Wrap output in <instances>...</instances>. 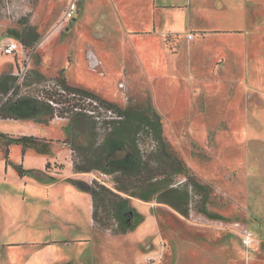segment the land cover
Segmentation results:
<instances>
[{
  "label": "rangeland",
  "instance_id": "obj_1",
  "mask_svg": "<svg viewBox=\"0 0 264 264\" xmlns=\"http://www.w3.org/2000/svg\"><path fill=\"white\" fill-rule=\"evenodd\" d=\"M67 2L0 0V24L8 35L12 30L21 34L22 64L28 70L41 66L50 75L59 69V75L41 81L30 78L23 84V79L16 97L34 95L32 83L65 76L122 108L155 114L165 140L209 188L208 212L245 222L260 241L251 245L257 249L250 261L247 250L225 245L215 228L193 224L155 200H132L143 216L135 228L122 234L99 228L83 201L75 204L71 194L68 202L64 187L81 189L96 179L115 190L111 175L73 169L78 156L72 143L90 141L86 118L74 127L75 118L38 114L39 127L63 139H40L34 145L38 152L48 144L54 147L49 164L29 173L45 186L30 193H23L22 185L14 187L17 199L7 205L15 221L9 228L0 223V230H5L3 240L16 246H0V264H141L145 256L166 264L178 236L230 263L242 258L243 264H264L258 259H264V0H115L120 9L112 7L113 12L98 8L96 0H81L77 21L56 30L53 25ZM189 32L195 37L188 41ZM35 33L39 38L34 41ZM102 133L96 129V139ZM138 137L141 148L151 145L150 136ZM13 150L15 157L18 149ZM133 153L125 142L106 164L112 167ZM51 183L59 185L47 186ZM201 197L192 193L195 212H200ZM132 219L128 214V222ZM159 236L164 245L157 242Z\"/></svg>",
  "mask_w": 264,
  "mask_h": 264
},
{
  "label": "trees",
  "instance_id": "obj_2",
  "mask_svg": "<svg viewBox=\"0 0 264 264\" xmlns=\"http://www.w3.org/2000/svg\"><path fill=\"white\" fill-rule=\"evenodd\" d=\"M12 34L17 37L21 35L17 30H12ZM38 38V33H35L33 40ZM24 43L27 45L30 42L26 40ZM30 78L31 81H41L46 76L38 69L32 68L25 73L23 84ZM55 78L69 91H77L82 95L98 99L120 118L97 121L84 112L74 111L75 101L59 95L55 96L53 93L51 95H54V99L60 103V106L56 108L32 95L16 97L20 85L17 83V76L12 73L0 74V95L3 98L6 96L0 104V117H35L38 114H46L53 119L55 114L67 115L69 120L76 119H74V127L79 126L81 117L86 118L90 141L86 146L72 143L73 150L78 156V160L73 161V169L75 172L98 170L111 175L115 188L113 190L96 179L92 180L90 186H79L90 193L93 223L99 228L111 230L113 234H122L128 229L135 228L143 216L133 205L130 197H136L142 201L155 200L187 217L190 204H194L192 193L202 195L197 209L216 217L205 207L209 198V188L197 180L183 158L165 140L160 119L155 114L143 112L132 106L122 108L91 91L67 84L61 76ZM96 129H101L103 132L100 140L96 139ZM143 134L150 136L148 138L151 145L147 148H141L139 143L138 136ZM0 137L8 138L4 133H0ZM12 140L22 143L25 148V146H34L40 139L32 136H18ZM125 142L131 145L134 153L116 160L112 167H108L107 158ZM4 143L6 144L4 158L7 165L11 163L9 140H4ZM45 164L48 165L49 162ZM15 168L18 174L22 175L21 166L15 165ZM181 175L184 179L178 178ZM70 181L76 184V181ZM128 214L133 217L131 222H128Z\"/></svg>",
  "mask_w": 264,
  "mask_h": 264
},
{
  "label": "crops",
  "instance_id": "obj_3",
  "mask_svg": "<svg viewBox=\"0 0 264 264\" xmlns=\"http://www.w3.org/2000/svg\"><path fill=\"white\" fill-rule=\"evenodd\" d=\"M96 1H97L96 3L98 5V8H104L105 6H107L108 10H110L109 12H113L112 7H115V6H117L120 9L118 2L115 3V0H96ZM56 6H57L56 10H59L60 7L58 6V4ZM79 11L80 10H78L77 14L79 13ZM54 12H57V11H54ZM77 14L70 22L77 21V18H76ZM69 23L65 28L69 27ZM6 27L7 26L0 24V74L13 73L16 70H18L20 66L16 57L12 55L4 54L1 51V46L8 40V38H14V39L21 40L20 38H18L17 36L13 34L8 35L6 33V30H7ZM51 36L52 34L47 37L46 41H48L51 38ZM194 37H195V33L191 39H188V41L192 40ZM36 69H38L41 73H43L45 76H48V77L59 75L57 74V71L59 69L56 70L55 74L53 73L51 75L44 73L41 69V66H37ZM62 69L63 68H60V70ZM61 77L66 79V82L69 85L74 86L68 82L65 76H61ZM40 124L42 123L37 122L35 117H16V118L0 117V133L7 134L8 136V138L6 139L9 140L8 149H9V158L11 161L10 164L6 165L5 158H4V150L6 148V144L4 143V140L6 139L0 137V212L2 213L0 216V223L6 225V228H9L12 225V223L15 221L11 213L12 210L7 205V202H9L10 199L12 200L17 199L18 195L16 194V189H14V187L19 189L20 186H18V184L26 187V188H22V190L24 191L23 193H30L33 190H39L38 189L39 187H44L45 185L37 184L34 178L31 177L29 173L30 172L33 173L34 169H41V167H43L45 163L48 161V158H50V155H51L50 153L52 149H54L53 146L48 144L46 146V151L44 150L43 152H38L35 150L33 145L25 146L24 148L22 143L16 142L15 140H12V139L18 136H32V137H36L39 139H46V142H50V139H54V140L63 139V137L59 138V137H54L50 135L47 128L41 129L39 127ZM14 146L16 147V149H18V152H19V153L17 152V155L15 157L13 156ZM23 148H24V153H22ZM15 165L21 166L22 175L18 174L15 168ZM8 179H10V181L6 183L5 180H8ZM4 183H6V185ZM57 185L59 184L51 183L47 186L58 187ZM64 187H66V191L68 194L67 195L68 197H66L68 202L72 203L70 196L71 194H74L75 202H76L75 204H77V201H81V202L83 201L82 203H84V206H85L84 208L88 210V213H90V216H91L90 193L84 192L81 189H78L76 188V186L71 185V184H66ZM130 198L131 200L138 199L136 197H130ZM141 202H146V201L141 200ZM161 205L170 208L166 204L161 203ZM174 212L180 215L178 212L176 211ZM91 227L92 229H94L93 226ZM214 230H216L219 233V235L222 236V239H224L223 243L225 245L229 246V245L236 244L239 246V248L241 247L242 249L241 252L243 250H247L248 256L250 255V261H251V258L254 256L252 255L251 251H254L253 249H257V248L255 247L246 248L241 243L240 239H238V236L232 232H224V231H220L217 229H214ZM0 232H2L0 234V237H1L0 246H7L10 248L16 246V243H14L15 241L13 240H7V241L3 240L5 230L3 231L0 230ZM7 234H9V230ZM159 237L160 238L157 239V242L160 241V243L162 242L164 245V241H162V236H159ZM180 238L181 237L178 236V238L173 239L174 242H172L171 240L172 245L170 248V252L167 254V255L170 254V258H167L166 264H243L242 258L238 262L230 263L226 261V259L224 260L223 257L216 256L212 254L211 251L199 247L195 242H191L187 238H185V240H182L184 238H181V239ZM258 241L260 240L258 239ZM36 245L46 246V244H40V243H36ZM34 255L36 256L35 253L30 256L31 259L35 258ZM261 255H264V252H262ZM258 259L264 260L262 259V256H260ZM141 264H145V262H142ZM157 264H159V262Z\"/></svg>",
  "mask_w": 264,
  "mask_h": 264
},
{
  "label": "built area",
  "instance_id": "obj_4",
  "mask_svg": "<svg viewBox=\"0 0 264 264\" xmlns=\"http://www.w3.org/2000/svg\"><path fill=\"white\" fill-rule=\"evenodd\" d=\"M81 0H68L64 9L62 10L57 21L54 23L53 28L56 30L64 29L68 23L75 17L79 8ZM194 36L193 32L187 34L188 39H191ZM1 51L4 54L12 55L17 58L19 62V69L16 72H13L14 75L19 79L17 83L23 81L24 75L27 72V67L22 64V58L26 56L23 42L19 39L8 38V40L1 46ZM30 63H28L29 65ZM35 85V86H34ZM32 91L35 92L34 96L38 100H43L50 104L53 107H59L60 103L54 99V95H59L63 98H68L75 101L76 105L73 107L74 111H81L85 114L91 116L97 121L102 119H118V116L111 108H108L104 104L94 97L82 95L77 91H69L65 86L58 80L49 78L39 84L32 83ZM53 93L54 95H51ZM6 99V96L3 100ZM55 119H69L66 116L54 115ZM70 152L72 150L70 149ZM50 173V172H49ZM51 174H56L51 173ZM104 184V183H103ZM187 219L193 224L206 225L212 228H215L224 232H232L235 235L239 236L241 243L246 247L250 248L255 246L259 241L257 238H254L251 230L247 224L239 219H223V218H211L202 212H195L193 205L190 204L189 213ZM253 245V246H251ZM155 256H145V264H157Z\"/></svg>",
  "mask_w": 264,
  "mask_h": 264
},
{
  "label": "flooded vegetation",
  "instance_id": "obj_5",
  "mask_svg": "<svg viewBox=\"0 0 264 264\" xmlns=\"http://www.w3.org/2000/svg\"><path fill=\"white\" fill-rule=\"evenodd\" d=\"M123 85V84H122Z\"/></svg>",
  "mask_w": 264,
  "mask_h": 264
}]
</instances>
